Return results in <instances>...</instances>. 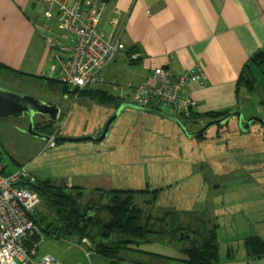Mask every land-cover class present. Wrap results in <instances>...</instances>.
<instances>
[{
    "label": "rangeland",
    "instance_id": "obj_1",
    "mask_svg": "<svg viewBox=\"0 0 264 264\" xmlns=\"http://www.w3.org/2000/svg\"><path fill=\"white\" fill-rule=\"evenodd\" d=\"M54 29L57 35H65L57 27ZM254 76L255 92L241 93L239 98L237 111L245 121L250 117L264 120V74L254 70ZM45 82L0 73L1 88L57 105L61 117L50 137L96 138L115 113L111 103H101L96 97L63 96L59 86H48ZM159 110L172 118L180 117L179 112L167 106L161 105ZM202 124V120L196 126L190 123L187 129L195 131ZM14 126L26 131L28 119L0 120V161L6 175L25 168L29 176L38 180L81 187L82 206L93 201L92 192L96 189L161 188V195L170 194L173 198L151 202L152 209L172 207L183 224L189 222L188 218H196L198 222L205 221L207 226L218 225L221 260L230 249L236 257H241L248 238L259 237L264 242V143L260 127L255 123L247 133H242L232 117L227 127L220 129L218 138L207 139L215 131L211 127L205 133L207 140L201 142L186 138L170 120L124 109L104 141L54 143L52 147L46 140L30 137ZM189 164L193 166L191 176ZM200 167L204 168L203 173L196 170ZM96 200L98 208L106 201ZM137 203L147 209L144 203ZM37 212L40 220L45 211L39 207ZM105 212L99 209V213ZM183 213L188 218L180 215ZM147 240L139 246L140 250L157 254L169 264H186L181 261L184 257L180 252L186 242L169 243L165 239L155 240L153 236ZM76 241L75 236L55 238L43 232L39 252L64 263L75 258L86 259L85 253L89 251L85 247L82 253L72 248L70 253L67 250Z\"/></svg>",
    "mask_w": 264,
    "mask_h": 264
},
{
    "label": "crops",
    "instance_id": "obj_2",
    "mask_svg": "<svg viewBox=\"0 0 264 264\" xmlns=\"http://www.w3.org/2000/svg\"><path fill=\"white\" fill-rule=\"evenodd\" d=\"M44 8L41 0H0V64L34 78L48 77L46 38L66 48L72 38L56 34V19L46 21ZM111 19L116 27L110 26ZM98 28L107 39H119L121 50L100 72L101 84L95 90L114 99L121 92L129 102L134 88L150 82L156 68L173 78L198 68L206 79L182 88V97L196 102L184 116L234 111L240 106L241 94L236 96L235 89L242 68L264 51V0H106ZM89 245L77 239L67 249L82 253L85 247L86 259H56L60 264H108ZM227 252L220 264H264V257H249L244 249L241 257ZM145 255L121 251L117 264H169L162 257Z\"/></svg>",
    "mask_w": 264,
    "mask_h": 264
},
{
    "label": "built area",
    "instance_id": "obj_3",
    "mask_svg": "<svg viewBox=\"0 0 264 264\" xmlns=\"http://www.w3.org/2000/svg\"><path fill=\"white\" fill-rule=\"evenodd\" d=\"M41 3L45 7L44 19L50 21L55 17L57 28L72 38L70 48L46 38L50 52L48 78L64 86L66 96L78 99L80 93L96 89L101 84L100 72L121 50L119 39H107L98 28L106 0H41ZM109 24L116 27L117 21L111 19ZM56 50L65 55H58ZM205 79V73L198 68L196 73L185 71L173 78L159 67L154 69L150 82L134 88L129 102L123 101L125 95L121 92L115 97L142 109L152 110L164 105L184 116L196 106V102L183 98L182 88L187 83ZM48 143L50 147L54 145L53 141ZM35 179L26 173L25 168L6 175L0 161V264H60L52 255L38 253L44 232L36 217L41 198L24 186L34 183ZM83 241L87 242L86 239Z\"/></svg>",
    "mask_w": 264,
    "mask_h": 264
},
{
    "label": "trees",
    "instance_id": "obj_4",
    "mask_svg": "<svg viewBox=\"0 0 264 264\" xmlns=\"http://www.w3.org/2000/svg\"><path fill=\"white\" fill-rule=\"evenodd\" d=\"M262 67H264V51H259L242 68L236 83V96L239 97L241 93L253 94L255 92L257 80L254 76V70L263 75ZM0 73H7L10 76L21 78H34L14 71L2 64H0ZM35 79L46 81L45 83L48 86H59L62 95H66L65 87L59 85L60 83L56 80L45 77H35ZM82 97H96L101 103H111L114 105L115 111L123 104V102H118L113 97L106 96L99 90L84 91L80 95L81 99ZM152 110L161 112L158 107ZM229 112L231 111L211 112L203 116L191 113L189 117L180 115L177 119L187 129V124L199 125L201 120L206 124L208 121L219 119ZM54 125V127L49 128L48 135H51L57 129L56 123ZM227 125L228 122L222 126H214V129L220 131ZM195 139L203 140V138ZM24 186L31 192L37 193L41 198L39 207L45 211V214L41 216L40 220L38 219V222L43 226L46 234L55 238L75 236L79 241L86 239L87 242L85 243H90L91 249L106 258L108 264H117V256L121 251H132L160 257L157 254L139 249L141 244L148 242L147 238L150 236L155 237V240L165 239L169 243L186 242V246L180 249L184 257L181 261L186 264H220L221 256L217 238L218 225L207 226L205 221H200L198 223L202 225L200 228L203 227V229L199 231L200 228H198L193 231L192 219L188 218L185 213L180 215L189 219L187 224L182 223L179 213H163L161 216L153 215L152 213H140V210L144 208L138 205V201L134 196L130 195L131 192L105 191L102 188L94 190L92 198L96 203V199L106 200L105 204L100 207L106 212L99 213L100 208L97 207V216L87 221L83 218L87 205L82 206L81 204L83 193L81 187L57 185L53 184L52 181H42L37 178L34 183H27ZM115 194L118 196H115ZM88 205H90V202ZM103 214L106 217H103ZM101 232L110 233L111 238L101 239ZM181 232L192 234L194 232V240H180L178 235ZM39 247L38 253L40 254ZM243 249L244 253L249 257L255 259L264 257V242L259 237L246 239ZM233 254L231 249L228 250V256Z\"/></svg>",
    "mask_w": 264,
    "mask_h": 264
},
{
    "label": "water",
    "instance_id": "obj_5",
    "mask_svg": "<svg viewBox=\"0 0 264 264\" xmlns=\"http://www.w3.org/2000/svg\"><path fill=\"white\" fill-rule=\"evenodd\" d=\"M124 109H131L136 111H141L149 115L158 116L167 120H170L174 122L178 128L181 130V132L184 134L186 138L191 137H198L201 136L204 132H206L208 129H210L212 126H222L228 122V120L232 117H235L237 126L239 130L242 133H247L250 129V126L252 123H257L263 128V136H264V120L257 118V117H250L247 119L242 125V115L239 111L234 110L226 114L225 116L208 121L201 129H199L196 132H188L186 127L176 118H172L166 114H163L159 111H154L151 109H142L136 106H133L131 104L123 103L118 107V109L115 111V113L109 118L107 123L104 126V129L102 133L96 137H82V138H68V137H55L52 139L49 135H42L34 130L33 127V118L34 116L38 115L41 117L48 118L51 123H56L60 117H61V111L57 107V105H54L53 102L50 101H42V100H36L33 97L26 96L25 94H18L15 92H12L8 89L1 88L0 87V120L8 119V118H27L28 119V126L26 131H23L17 127L22 132H25L30 137L38 138V139H44L47 142L53 141L54 143H80V142H94V143H100L104 141L110 131V128L112 124L115 122V120L118 118L120 113ZM98 208L95 205L94 200L90 202V205H88L83 213V218L85 220L93 219L97 216ZM110 236V233L108 232H101L100 238L101 239H108ZM178 238L180 240H187L192 241L194 240V235L189 232H181L178 235Z\"/></svg>",
    "mask_w": 264,
    "mask_h": 264
},
{
    "label": "flooded vegetation",
    "instance_id": "obj_6",
    "mask_svg": "<svg viewBox=\"0 0 264 264\" xmlns=\"http://www.w3.org/2000/svg\"><path fill=\"white\" fill-rule=\"evenodd\" d=\"M235 121H236V119H235ZM244 123H245V119L242 120V125H244ZM54 124L55 123H51L49 121V119L48 118H45V117H41V116L36 115L33 118V127H34V130L36 132L42 134V135L48 136L49 128L54 127L55 126ZM255 124H257V123H255ZM204 125L205 124H202L200 126H197V130H195V131H190L188 129H187V131L188 132H196L199 129H201ZM236 125H237V122H236ZM257 125L260 127V137H261V140L264 143L263 128L259 124H257ZM212 127H214V126H212ZM237 128H238V126H237ZM208 130L206 132H208ZM206 132H204L200 137L198 136V137H191V138H203V140L201 141V142H203L204 140H207V139L212 140V139L218 138L220 136V134L218 133L219 131H216L215 130L214 133H213V135L210 138H207L206 139V137H207L205 135ZM192 167H193L192 164H189V176H191V171L193 170ZM203 169L204 168H201L200 167V168H198L196 170L201 171V173H203V171H204ZM207 173H209V172L205 171V174H207ZM189 180H190V178H189ZM103 190H105V189H103ZM109 191H111V190H109ZM112 191L131 192L130 193L131 196H134V198L138 202L144 203V206L147 207V209H141L140 210V213H176L175 211L171 210L172 207H168L167 209H163V208L152 209L151 208V205H152L151 202H157L159 200H170L169 198H173V196L170 195V194H168V195L162 194L161 195L160 194L161 188H157V189H154V190H151V188H145V189L140 188V189H137V190H118V189H116V190H112ZM115 196H118V195L115 194ZM149 202H150V204H149ZM95 205L97 206V203L96 202H95ZM150 209H152V210H150ZM192 222H193L192 223V225H193L192 230L193 231H195L196 229L200 228V226H202L200 223H198V221H197L196 218H193L192 219ZM201 229H203V227L200 228L199 231ZM193 234H194V232H193Z\"/></svg>",
    "mask_w": 264,
    "mask_h": 264
}]
</instances>
